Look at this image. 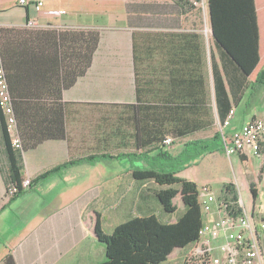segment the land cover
Masks as SVG:
<instances>
[{
  "label": "crops",
  "instance_id": "0c3cea01",
  "mask_svg": "<svg viewBox=\"0 0 264 264\" xmlns=\"http://www.w3.org/2000/svg\"><path fill=\"white\" fill-rule=\"evenodd\" d=\"M20 1L0 0V31L97 29L101 39L92 66L74 86L63 90L61 100L55 97L21 100L17 93V101L23 106L52 108L62 103L67 138L47 140L24 151L22 173L32 184L8 205L2 173L8 159L0 122V264H6L8 258L11 264H99L106 260V248L97 236V223L100 222L104 233L112 234L117 226L144 217L139 212L142 182L132 177L133 168L125 157L133 153L127 151L125 106L138 103V97L141 105H147L154 97V111L172 114L175 110L190 109L192 53L204 57L203 48L193 50L192 46L204 44L191 38L190 14L175 0H26V4ZM39 3L43 5L38 7ZM255 3L260 51L264 54V0ZM33 22L35 26L30 25ZM214 56L225 78L228 98L221 94L218 100L210 76L206 96L200 102L202 108L216 111L215 119L207 129L175 139L170 151L174 156L190 140L209 141L222 130L235 135L246 123L264 119V101L245 111L243 117L238 115L249 90L252 92L248 104L257 101L259 91L264 99L261 84L245 81L229 65L231 90L221 59L218 62L217 55ZM46 88L40 87L37 92ZM53 88L59 89L60 85ZM26 90L29 94L35 91L29 86ZM198 91L201 93L203 89ZM223 108L224 119L231 110L235 112L225 128L218 112ZM178 140L183 142L177 143ZM250 165L254 170H250ZM58 167L59 171L40 179ZM179 176L198 185L201 205L207 192L218 198L224 185L232 183L245 211L255 214L246 208L241 193L251 191L252 186L258 196L264 190V157H257L250 149L243 155L232 156L218 150L192 161ZM128 180L138 186V192L129 199ZM183 211L184 205L172 214L174 217L164 216L163 209L154 215L164 223H175L178 213ZM202 213V241L216 249L211 264H224L225 235L215 227L221 214L216 204L209 213L202 208ZM257 219L264 220V214ZM191 247L174 251L163 264H183Z\"/></svg>",
  "mask_w": 264,
  "mask_h": 264
},
{
  "label": "trees",
  "instance_id": "16d2710c",
  "mask_svg": "<svg viewBox=\"0 0 264 264\" xmlns=\"http://www.w3.org/2000/svg\"><path fill=\"white\" fill-rule=\"evenodd\" d=\"M189 14L194 3L200 0H175ZM210 21L216 46L220 53L222 68L226 82L232 90V79L229 65L243 75L251 84L264 85V54L260 51V32L255 0H208ZM194 40H200L191 34ZM101 32L97 29H24L0 31V58L12 98L14 115L17 121L19 137L23 138L22 150L12 145L6 117L0 108L3 141L8 159V166L2 169L6 182V191L15 187L18 192L6 203L10 204L25 191L26 180L22 171L23 153L36 148L47 140L67 138L65 109L62 103L52 108L43 105L23 106L17 101V93L21 100L29 98H53L61 100L62 92L69 89L83 77L92 66L93 57L98 49ZM201 46H192V49ZM137 53V50H136ZM212 74L216 96L228 98L225 78L221 74L212 56ZM204 57L192 53L191 107L190 109L170 111H154V97L147 105L138 103L126 105L132 111L135 125V139L141 152L128 153L125 157L133 168L132 177L140 182L152 181L161 188L156 191L163 212L174 214L178 211L175 199L180 196L184 211L175 223H164L156 215L133 218L116 227L112 234L102 231L97 223L96 233L105 245L106 260L99 264H163L177 248L193 246L201 240L203 229V213L199 200L198 185L179 174L192 161L212 152L222 150L216 148L215 141H222L217 133L209 141L190 140L184 150L174 156L165 146L167 137L186 138L195 132L207 129L210 123L201 119V112L209 109L200 102L206 96L207 77L203 72ZM59 84L60 88H53ZM27 86L34 92L27 93ZM47 87L38 93V88ZM198 88L203 89L199 93ZM139 93V89H138ZM205 93V94H204ZM225 108V107H224ZM223 110L218 109L221 120H225ZM222 121V122H223ZM174 123V125H167ZM173 131L169 133L170 128ZM175 144V143H174ZM154 146L150 148V146ZM62 167H65L62 166ZM58 167L40 179L57 172ZM251 193L256 199L257 190L252 186ZM220 197L229 202V210L233 215H243L239 206V192L232 183L223 187ZM254 214V213H252ZM11 258L6 264H11ZM202 264L184 261L183 264ZM203 264H207L203 262Z\"/></svg>",
  "mask_w": 264,
  "mask_h": 264
},
{
  "label": "built area",
  "instance_id": "2783aa9c",
  "mask_svg": "<svg viewBox=\"0 0 264 264\" xmlns=\"http://www.w3.org/2000/svg\"><path fill=\"white\" fill-rule=\"evenodd\" d=\"M26 0H21V4H26ZM39 3L37 6H42ZM64 13V12H61ZM31 26L36 24L30 23ZM0 108L6 116V123L11 134L12 145L16 150H22V142L17 131V121L14 115L12 98L9 91V85L6 73L0 67ZM235 112L231 110L227 118L222 122V127L230 125ZM221 139L223 143V152L227 156L243 155L250 149L257 157H264V119H255L246 123L243 128L235 135H229L223 130L221 131ZM175 140L167 137L165 146L172 148ZM30 179L24 182L25 190L31 186ZM18 189L13 187L10 191H6V201L8 202ZM216 204L217 211L221 214V218L216 222L217 230L222 231L225 235V242L222 246L224 251V264H264V247L262 239L264 238V220L257 219L254 214L245 211L244 205L239 201V206L243 208V215H233L229 210V202L224 197H214L208 192L206 199L202 202L203 211L209 213L212 206ZM204 230L201 231V240L195 243L188 250L184 261L199 263V261L212 263V257L216 253V249L206 241H202ZM201 264V262H200Z\"/></svg>",
  "mask_w": 264,
  "mask_h": 264
},
{
  "label": "rangeland",
  "instance_id": "374dc122",
  "mask_svg": "<svg viewBox=\"0 0 264 264\" xmlns=\"http://www.w3.org/2000/svg\"><path fill=\"white\" fill-rule=\"evenodd\" d=\"M192 2V0H189ZM195 8H192V12L189 16L190 24H191V34L198 37L202 43L204 44L201 49H204V65L202 66L203 72L207 77V81L210 76H213L212 74V63L214 61L213 57L214 54L217 55L218 62H220V53L216 46L214 36L212 34V26L210 21V13H209V6H208V0H200L199 2L194 3ZM154 20V18L152 19ZM154 22V21H153ZM264 89V85H261ZM252 90H249L245 94L244 102L242 103L240 109H239V117L245 113V111H251L252 108L255 106H259L263 101V95L260 93V91L257 94V101L250 105L248 104V99L251 96ZM215 110H207L203 113L201 112V119L204 122L210 123L211 121H214L215 119ZM5 115V114H4ZM6 117V116H5ZM243 117V116H242ZM169 133L173 131V128L169 127ZM126 134H127V151L128 152H137L138 150V144L135 139V125L132 118V111L129 109H126ZM170 137H173L172 134H170ZM183 141L178 140L177 143H182ZM176 143V144H177ZM214 145L216 148L221 147L222 141H215ZM129 164V161H128ZM250 170L252 165L249 166ZM142 188V207L140 209V214L142 216L158 213V209H162V206L160 202L155 199L156 198V191L160 189V186H157L152 181L142 182L141 183ZM138 192V186L135 187L131 184V181L128 180V199L134 196V193ZM241 196L244 200L245 206L248 210H254L255 214L254 216L256 218H259L261 214H264V190H262L261 194L254 199L251 191L246 190L242 191ZM175 203L178 207H181L183 205L180 196H178L175 199ZM202 208V207H201ZM164 213V212H163ZM178 213V214H182ZM164 216L166 217H174V215L166 214L164 213ZM189 247V246H188ZM185 248H177L174 251H180Z\"/></svg>",
  "mask_w": 264,
  "mask_h": 264
},
{
  "label": "water",
  "instance_id": "95a60500",
  "mask_svg": "<svg viewBox=\"0 0 264 264\" xmlns=\"http://www.w3.org/2000/svg\"><path fill=\"white\" fill-rule=\"evenodd\" d=\"M212 34H213V30H212ZM213 36H214V34H213Z\"/></svg>",
  "mask_w": 264,
  "mask_h": 264
}]
</instances>
